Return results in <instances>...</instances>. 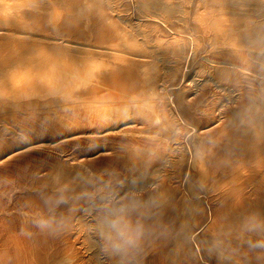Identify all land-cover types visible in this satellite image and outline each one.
<instances>
[{
  "label": "bare ground",
  "instance_id": "6f19581e",
  "mask_svg": "<svg viewBox=\"0 0 264 264\" xmlns=\"http://www.w3.org/2000/svg\"><path fill=\"white\" fill-rule=\"evenodd\" d=\"M0 264H264V0H0Z\"/></svg>",
  "mask_w": 264,
  "mask_h": 264
},
{
  "label": "rangeland",
  "instance_id": "374dc122",
  "mask_svg": "<svg viewBox=\"0 0 264 264\" xmlns=\"http://www.w3.org/2000/svg\"><path fill=\"white\" fill-rule=\"evenodd\" d=\"M98 215H96L92 220L91 218L88 220V226L85 230H83L82 235L86 241L97 242L96 234L98 232ZM94 229L97 230L96 234H94Z\"/></svg>",
  "mask_w": 264,
  "mask_h": 264
}]
</instances>
